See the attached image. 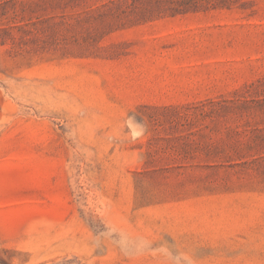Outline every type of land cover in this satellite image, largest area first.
<instances>
[{
  "label": "rangeland",
  "instance_id": "obj_1",
  "mask_svg": "<svg viewBox=\"0 0 264 264\" xmlns=\"http://www.w3.org/2000/svg\"><path fill=\"white\" fill-rule=\"evenodd\" d=\"M0 264H264V0H0Z\"/></svg>",
  "mask_w": 264,
  "mask_h": 264
}]
</instances>
